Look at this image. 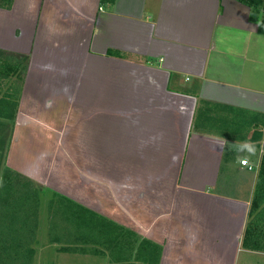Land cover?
<instances>
[{
	"label": "crops",
	"instance_id": "1",
	"mask_svg": "<svg viewBox=\"0 0 264 264\" xmlns=\"http://www.w3.org/2000/svg\"><path fill=\"white\" fill-rule=\"evenodd\" d=\"M0 49L27 58L9 169L43 179L30 173L27 162L12 159V145L18 127L34 123L53 130L31 114L49 111L55 99L62 103L61 89L52 98L47 89L83 83L91 96L79 104L87 106L104 102L112 90L134 89L129 99L135 109L118 116L134 123L120 129V146L111 149L131 154L134 170L145 166L147 173L104 180L110 203H103L101 215L158 246L156 264H239L240 253L264 256V201L249 213L258 179L264 184V35L246 5L13 0L0 8ZM73 93L64 96L70 106ZM99 114L104 123L117 117ZM55 133L59 152L62 130ZM89 148L94 152L87 143ZM34 161L36 168L49 166L40 157ZM86 180L95 189L94 179ZM246 228L252 232L244 237ZM246 258L242 264L252 263Z\"/></svg>",
	"mask_w": 264,
	"mask_h": 264
},
{
	"label": "rangeland",
	"instance_id": "2",
	"mask_svg": "<svg viewBox=\"0 0 264 264\" xmlns=\"http://www.w3.org/2000/svg\"><path fill=\"white\" fill-rule=\"evenodd\" d=\"M59 86V84H55L54 87L47 89L45 95L52 98L61 89L62 103L55 99L53 105L49 107L51 108L49 111L31 112L34 118L49 123L53 130H48L44 126L34 123L32 126H26L25 129L18 127L17 131L15 130L16 136L14 137V143H18L12 145V159L21 165L27 162V167H30V173L36 177L43 178L40 181L41 183H37L45 188L40 191L38 225L34 241L31 243L34 253L30 264H106V257H112L113 252L116 250L115 246L110 244V242H107V245L112 246V248L103 250L105 255L99 253L98 250H96V254L88 253L89 251L87 253H79L77 251L63 253L57 251L56 248L61 246V244H51L50 242L54 236L60 235L61 228L59 229V226L62 224L57 217L54 220L47 211V206L51 199L61 197L69 199L89 212L102 216L103 203L105 205L110 203V199L105 197L102 189L104 180L122 179L123 177L127 180L130 178L134 180L136 174L145 175L147 173L145 166L137 171L134 170V167L130 165L131 160L128 159L131 154L123 156V154L111 149L112 145L113 147L120 146L118 139L120 129H129L134 123L133 121L124 122L118 116L124 112H133L125 111L127 108L135 109L134 106L131 107L133 104L132 99H129L131 92L135 94V90H127V94L126 91H124L125 93L120 92L117 94L112 90L111 97L105 99L104 102L95 101L87 106V104H79L81 99L91 96L83 83L75 88H71L69 84L64 85L62 88H59ZM43 91L40 90V92ZM71 93L76 98L73 106H70L71 103L68 104L64 97ZM43 96L41 95V97ZM29 98V96H26V99ZM125 100H127V104H125ZM30 107L37 108V106ZM101 112L117 117H113L112 120L104 123L102 117L105 116L99 114ZM91 129L95 134L90 133ZM13 130L14 126L11 134H9L11 137ZM56 130H62L61 151L59 152L58 148H55L58 145ZM11 137L10 141H12ZM87 143L95 149L94 152L90 148L87 149ZM9 147L10 144H7L4 150H0V181L5 169L9 168L6 163L10 152ZM38 157L45 161V166L49 165L46 170L34 166V159ZM147 157L149 159L148 153ZM40 171H43V173ZM87 178L90 180L94 179L93 181L96 183L95 189L88 187ZM1 214H5L3 210H1ZM52 229H55L53 233L50 232ZM89 246H86L87 250H91ZM242 258H246L247 261L252 258V263L250 264H264V256H261V254L251 256L246 254L243 257V254L240 253L239 264L243 263Z\"/></svg>",
	"mask_w": 264,
	"mask_h": 264
},
{
	"label": "trees",
	"instance_id": "3",
	"mask_svg": "<svg viewBox=\"0 0 264 264\" xmlns=\"http://www.w3.org/2000/svg\"><path fill=\"white\" fill-rule=\"evenodd\" d=\"M12 1L0 0V8H10ZM101 1L110 3L113 0ZM237 1L248 7L249 19L257 24L258 32L264 35V0ZM26 64V57L0 49V150H4L10 141L9 134L18 108ZM198 109L201 111V107ZM199 120L200 116L196 114L193 122L195 131L199 128ZM262 179H258L256 183L250 214H253L264 201ZM43 189L45 188L42 185L28 177L9 168L5 169L0 181V264H30L34 253L31 243L34 241L38 225L40 191ZM1 210L4 211V215L1 214ZM47 211L54 220L57 217L62 224L59 226L60 235L54 236L50 242L61 244L56 248L57 251L63 253L89 251L88 253L96 254L98 250L105 255L103 250L112 248L107 245V242H110L116 248L112 254L116 262L109 261L108 264H156L159 259L158 246L146 239L138 238L69 199L61 197L51 199ZM55 229L50 232L53 233ZM251 232L250 228H246L244 237ZM86 246L91 250H87ZM128 255L133 258L130 259Z\"/></svg>",
	"mask_w": 264,
	"mask_h": 264
},
{
	"label": "built area",
	"instance_id": "4",
	"mask_svg": "<svg viewBox=\"0 0 264 264\" xmlns=\"http://www.w3.org/2000/svg\"><path fill=\"white\" fill-rule=\"evenodd\" d=\"M240 164H241L242 166H247L248 169H251V166L247 163L246 160H241V161H240Z\"/></svg>",
	"mask_w": 264,
	"mask_h": 264
}]
</instances>
